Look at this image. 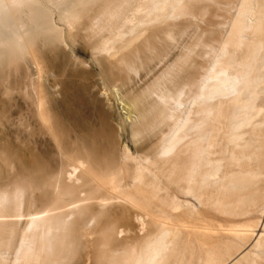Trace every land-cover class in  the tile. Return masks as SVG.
Listing matches in <instances>:
<instances>
[{
  "label": "bare ground",
  "instance_id": "bare-ground-1",
  "mask_svg": "<svg viewBox=\"0 0 264 264\" xmlns=\"http://www.w3.org/2000/svg\"><path fill=\"white\" fill-rule=\"evenodd\" d=\"M181 2L0 0V264H264V0L198 82Z\"/></svg>",
  "mask_w": 264,
  "mask_h": 264
},
{
  "label": "rangeland",
  "instance_id": "rangeland-1",
  "mask_svg": "<svg viewBox=\"0 0 264 264\" xmlns=\"http://www.w3.org/2000/svg\"><path fill=\"white\" fill-rule=\"evenodd\" d=\"M181 7L188 8L187 12L184 14L181 13ZM169 9L170 15L166 17L165 22L161 24V26H159V22L152 23L150 29L157 31L162 28V26L165 27L164 38L168 39L170 46L172 44V50L170 51L171 53L169 56L170 59L168 60H172L171 57H173V60H176L175 56L179 58L178 56L183 54V52L185 53L187 50L190 51L192 58H190L189 64L192 65L193 68L188 64L186 67H191V71L195 72L197 76L196 81L198 82L200 74L204 71L201 66L211 58V46L214 38H228L231 19L230 0H182L178 7L175 8L174 5H169ZM153 25L155 26L154 29H152L154 27ZM142 32L143 31L136 32L133 38H146L149 34V31ZM158 37L159 36H155V38ZM77 54L82 58H89L83 53L79 52ZM192 61L193 63L191 64L190 62ZM183 73H185V71H183ZM103 96L104 98L107 97L108 104H110L112 109L117 112L116 115L119 117L117 118L118 121H116V124L119 132L124 136L126 131L124 129L125 127H123V121L120 118V114L123 115L124 112L121 101L116 96L115 90H111V92L110 90H106V94ZM125 135L127 136V133ZM182 198L183 200H188L187 203L191 205L196 204L199 206L198 201L194 197L188 196ZM260 219H264L261 212L259 213L257 220Z\"/></svg>",
  "mask_w": 264,
  "mask_h": 264
}]
</instances>
